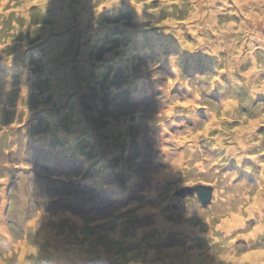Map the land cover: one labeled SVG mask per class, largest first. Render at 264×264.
<instances>
[{
    "label": "rangeland",
    "instance_id": "rangeland-1",
    "mask_svg": "<svg viewBox=\"0 0 264 264\" xmlns=\"http://www.w3.org/2000/svg\"><path fill=\"white\" fill-rule=\"evenodd\" d=\"M107 262L264 264V0H0V264Z\"/></svg>",
    "mask_w": 264,
    "mask_h": 264
},
{
    "label": "water",
    "instance_id": "water-1",
    "mask_svg": "<svg viewBox=\"0 0 264 264\" xmlns=\"http://www.w3.org/2000/svg\"><path fill=\"white\" fill-rule=\"evenodd\" d=\"M212 190V185L198 183L192 186L181 187L175 191V194L180 197L195 194L200 203L206 206L211 202Z\"/></svg>",
    "mask_w": 264,
    "mask_h": 264
},
{
    "label": "trees",
    "instance_id": "trees-1",
    "mask_svg": "<svg viewBox=\"0 0 264 264\" xmlns=\"http://www.w3.org/2000/svg\"><path fill=\"white\" fill-rule=\"evenodd\" d=\"M63 134V130H60V131H58L57 132V135H56V137L57 136H59V135H62ZM60 138H61V136H59ZM75 141V140H74ZM73 141V142H74ZM129 217H130V215L129 216H127V218L129 219ZM66 222V218L63 220V222H62V225H63V223H65ZM82 229H84V228H82ZM60 231H58V233H59ZM71 237H73L74 239H77L79 236H77L74 232H73V229H71ZM81 232H82V230H81ZM81 232H80V234H81ZM81 238L80 239H87V237L85 236V235H81L80 236ZM80 239H78V241L80 242ZM107 249H113V250H119V249H124L123 247L121 248V246L119 245V244H114L113 243V247H106ZM137 253H139V252H137ZM107 264H109V262H107ZM112 264V263H111Z\"/></svg>",
    "mask_w": 264,
    "mask_h": 264
},
{
    "label": "bare ground",
    "instance_id": "bare-ground-1",
    "mask_svg": "<svg viewBox=\"0 0 264 264\" xmlns=\"http://www.w3.org/2000/svg\"><path fill=\"white\" fill-rule=\"evenodd\" d=\"M184 61H187V59H186V60H184ZM182 64H183V63L181 62V63H180V65H182Z\"/></svg>",
    "mask_w": 264,
    "mask_h": 264
}]
</instances>
